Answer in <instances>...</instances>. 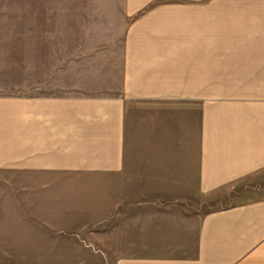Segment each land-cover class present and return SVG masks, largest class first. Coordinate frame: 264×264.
Wrapping results in <instances>:
<instances>
[{
  "label": "crops",
  "instance_id": "crops-1",
  "mask_svg": "<svg viewBox=\"0 0 264 264\" xmlns=\"http://www.w3.org/2000/svg\"><path fill=\"white\" fill-rule=\"evenodd\" d=\"M53 35L93 42L59 81ZM21 42L28 74L13 59L0 82V264L51 259L36 228L52 171L83 173L98 195L116 196L133 146L140 179L176 197L136 202L139 241L171 246L114 264H264V0H0V51L18 54ZM143 110L137 138L131 120ZM187 186L229 199L198 213L179 198Z\"/></svg>",
  "mask_w": 264,
  "mask_h": 264
},
{
  "label": "rangeland",
  "instance_id": "rangeland-1",
  "mask_svg": "<svg viewBox=\"0 0 264 264\" xmlns=\"http://www.w3.org/2000/svg\"><path fill=\"white\" fill-rule=\"evenodd\" d=\"M92 46V37L53 35L51 51L53 76H56L59 81L62 76L75 75V64L77 61L80 62L79 58L82 55H88L87 53ZM20 47L21 50L18 54L10 50L0 51V64L9 65L0 67V82L11 77L12 67L10 65L13 59L19 61V68L17 69L19 75L26 76L28 74L27 61L29 56L26 43L21 42ZM3 86L0 84V89ZM147 114V110L133 113L132 118L135 120H131V127L137 138L145 132L147 123L143 119ZM153 116L155 117V113ZM155 121L154 119L153 122ZM149 134L155 135L154 132H149ZM140 154V146H133L130 154H128L131 157H127L126 176L122 181L116 180V186L113 188V191H116V196L113 195L112 197L98 195L97 181L83 178V173L80 174L79 179H76L75 174L52 171L49 179V195L46 197V208H48V211L45 212L46 227L45 229L43 227L36 228V234L41 233L43 239V232H45V239L51 241V259H26L21 260V264H114L119 256L156 255L167 251L166 249L171 246L167 243L169 241L159 243L158 247L157 244L143 245L139 241L141 213L139 214V205L136 202L139 199L156 197L155 195L158 193H166L162 196L168 201L176 198L173 197V191L170 188L160 190L155 186L148 188V181L140 179ZM188 182L191 181H186V183ZM243 182V180H239L235 181L234 184L237 187ZM22 186L24 185L21 184ZM26 187L27 181H25ZM143 192L149 196H142ZM179 192L186 193L185 195L180 194L179 198L186 199L192 204L193 201L196 203L198 213L229 199V196L218 194L207 198L201 197V199L198 195L190 194L194 190L188 186L185 190L180 188ZM150 195L153 196L150 197ZM20 198L23 199L24 203H27V196L22 195ZM112 199L114 202L112 207H109L108 203H111ZM200 199L201 204H197ZM117 202L125 203L126 206L132 203L131 213L127 212V208H122L121 204L117 205ZM35 214L36 219L39 220L37 213ZM24 215H27V212ZM29 215H32L31 210ZM48 223L51 224L50 228L47 226ZM27 230V226L21 222V232H27ZM48 233H50V237ZM28 239V235L23 236L20 242L28 244L30 241ZM37 240L36 235L34 242ZM30 247L33 248L32 241Z\"/></svg>",
  "mask_w": 264,
  "mask_h": 264
}]
</instances>
